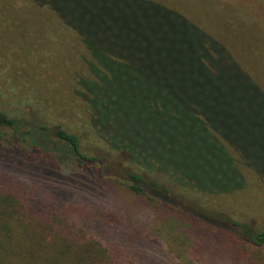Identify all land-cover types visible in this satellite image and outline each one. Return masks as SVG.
Returning a JSON list of instances; mask_svg holds the SVG:
<instances>
[{"label":"trees","instance_id":"1","mask_svg":"<svg viewBox=\"0 0 264 264\" xmlns=\"http://www.w3.org/2000/svg\"><path fill=\"white\" fill-rule=\"evenodd\" d=\"M21 1L24 7L17 8ZM168 5L161 0H0V56L14 39L46 38L49 32L39 28L45 22L55 37L69 39L72 49L88 56L84 73L76 76V94L93 134L110 150L184 189L220 195L244 187L228 148L264 182V88L225 47ZM0 131L9 134V150L29 158L42 152L57 165L80 171L97 162L81 151L77 134L33 123L24 112L10 113L1 97ZM126 176L130 189L164 214L234 243L264 248V231L225 221L138 173ZM6 229H0V249L20 258L6 248L13 238ZM42 251L52 261L63 255L60 249ZM7 259L0 256V263L13 264Z\"/></svg>","mask_w":264,"mask_h":264},{"label":"rangeland","instance_id":"2","mask_svg":"<svg viewBox=\"0 0 264 264\" xmlns=\"http://www.w3.org/2000/svg\"><path fill=\"white\" fill-rule=\"evenodd\" d=\"M161 1L225 47L264 88V0ZM43 25L39 28L49 32L46 38L31 34L14 39L0 56L2 103L33 123L77 134L81 151L97 162L80 171L71 164L59 166L42 152L29 158L19 149L9 150V134L0 131V229L7 233L8 228L13 238L6 248L21 257L12 258L8 249H0V256L13 264H264V248L234 243L164 214L130 189L126 174L154 180L172 196L253 232L264 231V182L228 148L244 187L220 195L184 189L165 175L136 168L127 154L110 150L93 134L76 94V76L84 73L88 56ZM45 248L63 250V255L52 261ZM39 257L47 260H29Z\"/></svg>","mask_w":264,"mask_h":264}]
</instances>
